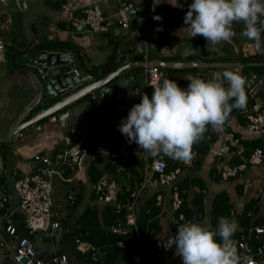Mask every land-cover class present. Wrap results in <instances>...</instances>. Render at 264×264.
Instances as JSON below:
<instances>
[{
    "label": "crops",
    "instance_id": "0c3cea01",
    "mask_svg": "<svg viewBox=\"0 0 264 264\" xmlns=\"http://www.w3.org/2000/svg\"><path fill=\"white\" fill-rule=\"evenodd\" d=\"M123 1L129 5L128 12L130 9H134V14L131 16L134 17V19L130 17L129 24L134 25L135 23L140 22L143 23L141 31L146 29L151 31L153 41L157 46L156 55L143 53L139 58H133V56H131L135 53V49L132 46L127 45V42L137 36L134 35L133 37H130L132 29L128 26L122 27L120 24L117 18V10L119 7L117 0H24L25 9H28L29 6L35 2V9L39 12L36 18L39 28L44 29V23L47 22V29L49 31L46 38L35 40L33 43L49 41L58 44V46L53 50L56 52L60 51L62 53L71 54L73 62L75 63V68L80 71L82 76L86 75L87 80L80 85L75 86L63 95H59L52 99L42 98L37 106L30 111V116H26L23 121L28 120L37 111L49 107L66 95L78 91L84 86L97 80L105 78L106 81V78L110 74L115 71L118 72L110 77L100 88L87 91L77 99L71 101L69 104H66L61 108L54 109L47 117L41 118L29 127L23 129L22 137H18L16 140H11L7 143L1 144L0 187H5L8 191L11 198L10 205L13 208L16 207L17 202L12 190V182L16 177L22 175L23 173L32 171L37 166L33 161V154L36 152H45L51 156H57L66 148V146L70 144L73 136L76 138L84 137V132H86L87 135H85L87 153L83 158V169L77 178L73 179L71 182H66L71 184L70 191L66 192V197L69 193L73 192L75 193L76 200V193L83 185L82 187L84 188V192L83 195H81V200L86 197L88 200L87 205L95 204L94 200H92L90 196L92 188L86 190L89 186L88 173L92 172V167L99 170L101 176L104 175L114 179L118 185L120 193L124 194L131 188H134L131 195L137 191L142 181L140 184H137L134 181V176L129 169L124 170V168L119 165L120 169H117L116 173H109L105 171V165L109 158L107 151L110 142L117 135L115 133L107 134L104 130L112 124L114 120L118 119L121 121L122 118H126L131 107L140 101L142 94L146 93L149 95V98H151L154 89L151 86L145 88L144 82L141 83L138 79L134 78L135 75L142 70L145 71L146 74V68L150 67L149 63H145L146 66L142 67V64L139 61L149 62L159 59L164 62L196 61L205 63H225L243 62L244 59L249 56L264 58V32L261 33V46L257 48L254 41H250L242 34L244 30L242 22L233 24V31L235 32V35L227 42H221L213 45L211 42H207L202 36L198 35L196 37H191L190 29L184 24V16L188 11L189 4L192 3L193 0ZM10 2H13L16 7L18 6L16 0L0 1V40L4 43L3 51H0L1 138L8 135L18 115L26 108V106L29 105L38 93L37 86L28 74L12 68L11 63L14 56L11 59V63L8 59V54L11 48L19 44L16 42V29L12 25L11 16L6 9ZM90 5H97L102 14L109 20L110 27L108 31L101 33H74L70 29L66 28V22L73 14L80 13L82 9ZM156 12L162 13L157 14ZM156 15L162 17V21L154 20L153 17ZM262 19H264V17H262ZM37 28L38 27L36 25L35 30H37ZM120 28H124V33H120ZM158 28H162V30L157 31ZM3 32L4 34H7L8 37L2 36L1 34H3ZM128 36L129 39L125 40L126 42L122 46L121 54L118 53V47L121 45L122 40ZM186 49H191L193 54L185 55L184 53ZM263 66L264 64L258 65V67ZM26 67L32 69L35 73L40 74V70L36 66L26 65ZM245 67L246 66L243 68ZM186 68H198L197 70L211 69L202 72L204 73V77L207 79L211 78V74L213 72L237 70L235 67L228 66L216 68L161 67L162 76L160 81L162 82L163 78H169L175 80L178 85L181 86L184 84L183 82L189 79L190 76H195L197 72H200L190 70L186 71ZM242 69L239 72L247 81V76L242 72ZM69 74L72 75L71 73ZM137 83L139 86L136 87L135 85ZM225 87H227V84H225ZM101 89H106L107 91L98 97L97 92ZM118 95H120V97H118ZM246 97V106L243 109H233L222 128L213 129L211 126H208L210 127L208 132L212 131V135L209 136V133L205 132L204 138L193 145L192 148H194L197 152L193 164L190 167L183 166L180 173L177 175L175 182H181V185L184 187V189H182L184 199L188 201L190 208L189 212L192 214L195 210L192 211L193 206L190 204V200L195 193H203V215L207 217H210L211 203L214 197L221 192H226L229 195L227 189H219V186L217 185L215 186L216 190L213 192L215 193L213 197L208 196L206 198L208 190L205 182L207 179L212 180L215 183L222 181L234 182L233 188L237 194L240 193L239 191H243L240 178H242L244 174H242L240 178H235L233 180H217L214 176L216 170L213 172L212 169L217 168L216 152L219 150L223 142L230 144V160L235 162L236 160L241 161L245 158V155L242 154V152L245 150L243 147L248 141L256 138L264 140V137H260V135L264 136V134L249 132L246 129L244 117L246 110L253 104H256L260 108L264 109V86L260 91L258 90L254 96H250L246 92ZM33 111L35 112L32 113ZM36 126H39V128L36 129ZM129 147L131 153L129 160L130 165L133 167L136 165L135 157H139V154L140 156H143V154L137 150V144L135 146V142L129 143ZM55 150L58 151L55 153ZM3 152L4 154H7L6 159H3L1 155ZM159 155L164 157L165 162L167 161L170 163L172 169L180 164L179 160L172 159L163 153ZM263 163L264 158L262 164ZM170 187L172 186L165 185L159 188V190H161L159 195L162 197V204L160 205L161 215L164 214L162 211L164 199L171 194V191H169ZM150 191L153 192L154 190L151 189ZM151 193H147L146 197H148ZM169 200L171 203V196L169 197ZM80 204L78 206L79 208ZM207 204L209 205V209L206 208ZM84 208H81V211L76 218L82 213ZM207 210L209 211V214L207 213ZM52 213L54 218L58 220V214L53 210V208ZM71 213L72 211H69L66 214H69L71 218L74 215ZM76 218L72 219L73 226L76 225ZM199 221L200 220H197V223H199ZM209 221L210 219L207 220L206 217L205 219L203 218L204 223L202 225L209 226ZM38 223L41 224V226L46 225V221ZM59 223L61 225L60 221ZM69 224L70 223L68 222V227L72 226ZM66 228L67 227L61 225L59 236L54 239L47 240L49 242L46 241L44 232L39 233L40 237L38 239L36 238L35 240V238H32L38 254L41 253L42 256H49L53 253H58L57 249L59 247L57 246L63 245L62 241L64 239V233L67 230ZM169 235L170 237L175 235L171 222ZM1 238L10 244L7 235L4 233L2 225H0V240ZM77 240L78 239L75 240V243H77ZM79 241L82 240L79 239ZM151 242L153 241L151 240ZM55 243L57 245H55ZM162 245L166 248L171 244L169 242H163ZM0 247L6 248L8 252L7 256L2 259V264H13L10 260L11 252L7 249V246L0 245ZM170 252H168V254ZM61 253L67 254L65 252ZM67 256L71 264H76L71 255L67 254Z\"/></svg>",
    "mask_w": 264,
    "mask_h": 264
},
{
    "label": "built area",
    "instance_id": "2783aa9c",
    "mask_svg": "<svg viewBox=\"0 0 264 264\" xmlns=\"http://www.w3.org/2000/svg\"><path fill=\"white\" fill-rule=\"evenodd\" d=\"M117 1L119 3L117 18L122 27H127L130 23L129 5L123 0ZM109 27V20L102 14L97 5L85 7L80 13L73 14L66 22V28L74 33H101L108 31ZM3 48L4 43L0 40V51H3ZM69 72L77 78L83 77L75 67H72ZM161 76L162 72L159 67L150 66L146 68L145 88L155 84L158 80L160 81ZM197 76L208 80L204 76ZM246 82L249 85L247 93L250 96H254L258 86L256 83L257 77L252 75ZM188 84L189 79L180 87L187 88ZM244 117L246 129L249 132L264 134V109L253 104L246 110ZM120 122L118 119L114 120L112 124L106 127L109 134L115 133L117 135L110 142L107 155L119 165H123L128 162L131 153L128 140L118 131ZM83 135L84 137L77 138L72 146L65 148L57 156H51L45 152L33 154L32 158L37 166L32 171L16 177L12 182V190L17 202L15 208L10 205L11 198L8 191L5 187H0V225H2L4 233L10 242L9 244L1 238L0 245L7 246V249L11 252L10 260L13 264H71L67 254L64 253H53L46 257H40L32 237L38 239L41 232H44V236L48 239H54L59 236L61 225L52 213L54 198L51 180L54 177H58L61 181L71 182L82 172L83 158L87 153V147L85 146L86 132ZM22 136L23 133L21 131L19 137ZM137 149L142 152L144 160L143 180L137 191L131 195L130 199L123 202L118 198L120 191L115 180L102 175L93 186L94 202L98 205L116 203L120 209L125 210V226L118 224L111 228L112 233L126 236H124L125 240H118L116 246L133 252V264H153V257L145 255L142 249V243L137 231L138 197L146 185L154 188L171 185L173 189L171 193L172 212L179 210L182 205V199L174 182L183 166L190 167L193 164L197 152L192 148L189 161H180L179 166L167 172L163 156L157 155L153 157L148 152L140 149L138 145ZM230 153L231 147L227 142H223L216 152V170L221 180L238 178L250 167L261 165L264 158V151L261 148H255L248 157L243 158L239 163H232L230 161ZM67 201L70 204L74 203L75 193H69ZM156 201L157 205L162 204V197L159 194L156 196ZM17 214L18 217H16ZM252 215V210L247 213L248 217ZM192 217L195 218L197 215L194 213ZM43 221H46L45 226H41L38 223ZM186 222L189 221L186 220L185 214L179 212L178 217L174 218L172 223L177 229L179 225ZM18 224L22 227H19ZM210 228L215 231L214 228ZM231 239L240 257L239 264H264V224H255L252 221L243 225L238 234L232 236ZM170 246L166 248L168 249ZM93 249L94 247L88 242L77 240L76 250L81 255ZM180 264H182V261Z\"/></svg>",
    "mask_w": 264,
    "mask_h": 264
},
{
    "label": "clouds",
    "instance_id": "9594fccd",
    "mask_svg": "<svg viewBox=\"0 0 264 264\" xmlns=\"http://www.w3.org/2000/svg\"><path fill=\"white\" fill-rule=\"evenodd\" d=\"M262 17L264 0H193L184 24L191 37L199 35L216 45L229 41L235 35L233 24L242 22V34L259 48L264 32ZM153 19L162 21L159 15ZM184 54L193 52L186 49ZM245 85L246 79L238 70L213 72L208 80L190 76L187 88L163 78L162 82L150 85L154 89L151 98L146 93L141 95L140 102L121 119L118 131L129 143L135 142L153 157L163 153L187 162L193 145L204 138L208 126L222 128L233 109L246 106ZM237 229L238 222L226 217L219 218L215 231L189 221L177 227L169 243L175 246L182 264H239L240 257L231 239Z\"/></svg>",
    "mask_w": 264,
    "mask_h": 264
},
{
    "label": "trees",
    "instance_id": "16d2710c",
    "mask_svg": "<svg viewBox=\"0 0 264 264\" xmlns=\"http://www.w3.org/2000/svg\"><path fill=\"white\" fill-rule=\"evenodd\" d=\"M155 13V12H153ZM152 13V14H153ZM157 14H160L162 12H156ZM31 43V42H29ZM112 59V58H111ZM243 62H264V58H257L253 56H249L244 59ZM161 70V68H159ZM193 69V70H192ZM198 69V68H197ZM196 68H186V71H200L197 72V75L204 76L202 72H205L207 70L211 69H204V70H197ZM242 72L246 74L247 79L250 78L252 75H255L257 77V88L256 91H260L263 86H264V66L263 67H258V66H246L245 68L242 69ZM187 80L183 83H186ZM247 83V82H246ZM136 87L139 86L137 83L135 85ZM249 85H246V92H248ZM140 101H138L139 103ZM253 103V102H252ZM210 127H208V130ZM208 130L206 132H208ZM107 132V129L105 130ZM109 132H107L108 134ZM209 136L212 135V131H209ZM77 138L72 137L71 142L66 148H69L76 142ZM263 140L261 138H256L253 140L248 141L245 144V150L242 152V154L245 155V157H248L249 154L255 149V148H261L264 151V144L262 142ZM2 143H0V146ZM136 146V143H135ZM138 150V149H137ZM58 150H55L54 152L56 153ZM139 151V150H138ZM53 152V153H54ZM141 152V151H140ZM3 159H6L7 154L1 153ZM136 158V165L131 166L130 165V160L123 165H120L121 167L124 168V170H130L132 175L134 176V181L138 184L143 180V175H144V170H143V165H144V160L143 157H135ZM231 161V160H230ZM232 162V161H231ZM240 161H235L232 163H239ZM216 168V167H215ZM92 172L88 173L89 177V184L92 186V191L90 193V196L92 200H94V188L93 186L97 182L98 178L101 176V173L99 170H97L95 167H92ZM120 169L119 164L113 161L112 159L108 158V162L105 165V171L109 173H116V170ZM174 169V168H173ZM170 166V163L166 161V171L169 172L173 170ZM217 169V168H216ZM216 169H212L213 172ZM68 175V174H66ZM217 180L220 179V176L216 173L214 174ZM179 190V195L182 199V205L179 210L172 212L173 217L177 218L179 212H183L185 214L186 220L187 221H193L197 222V220H200L204 215V210H203V193L198 192L195 193L190 200V204L193 206V210H195V214L197 217L193 218L192 213L189 212V204L186 199H184V194L182 192V189L184 187L181 185V182L177 181V183H174ZM83 186V185H82ZM80 187L78 192L76 193V200L74 203L69 204L71 209L77 208L80 204L81 200V195H83L84 188ZM140 186V185H139ZM160 187H151L150 185H146L144 187V190L142 191L141 195L138 197V204H137V231L142 243V249L147 256H152L153 261L154 257L157 253L160 251L164 250V246H158L154 245L153 242H151L150 238L152 235H155L156 233L159 232L160 230V222H159V215L161 212V206L157 205L156 201V196L160 194L159 190ZM238 188V187H237ZM154 190L149 191L151 193L148 197H146V194L148 193V190ZM134 190V188H131L128 192L122 194L118 193V198L119 200L125 202L128 199H130L131 193ZM172 187H170L171 193H172ZM145 191V192H144ZM240 192V191H239ZM129 195V196H128ZM128 196V197H127ZM141 198V202L139 203V199ZM127 197V198H126ZM141 206L139 207V205ZM232 203L229 202V196L226 192H221L218 193L212 203H211V210H210V221H209V226L214 228L216 230L218 228V222L220 217H226L229 220L235 219L238 222V229L235 232L233 236L238 234V231L243 227V225H246L252 221H254L255 224H264V215H258L257 214V206H253L252 201L250 200L245 204L243 207L242 211L240 213L237 212H231V205ZM101 207L98 206V204H92V205H87L82 213L75 219L76 225H72L68 227V219H69V214L65 218L64 216H58V220L61 222V225L64 227H67L65 233H64V239L62 241L63 245L59 246L57 249L58 253L65 252L69 255H71L72 259L76 264H133L132 262V255L133 252L129 249L125 248H119L116 246V242L118 240H125L124 236L125 235H118L114 234L111 231V228L115 225H121L125 226V210L120 209L118 204H104L100 205ZM253 211V215L251 217L247 216V213L249 211ZM193 213V214H194ZM66 216V215H65ZM18 217V214L16 215ZM252 219V220H251ZM173 225V231L176 233V228ZM19 227H22L20 224H18ZM21 229V228H20ZM126 237V236H125ZM35 238L36 237H32ZM80 239L82 241H86L89 244L94 247L93 250L88 251L86 254H80L76 250V243L75 240ZM217 241H220V237L217 235L216 237ZM49 240L46 238V241ZM174 249V246H170L169 249H166V253L170 252L171 250ZM40 257H46L42 256L41 253L38 254Z\"/></svg>",
    "mask_w": 264,
    "mask_h": 264
},
{
    "label": "water",
    "instance_id": "95a60500",
    "mask_svg": "<svg viewBox=\"0 0 264 264\" xmlns=\"http://www.w3.org/2000/svg\"><path fill=\"white\" fill-rule=\"evenodd\" d=\"M3 2L4 0H0ZM17 5L20 9L25 8L24 0H16ZM129 16H133L134 9H130L128 12ZM134 19V17H131ZM138 18V17H136ZM128 27L132 29V33L130 37L134 35L136 38H132L127 42V45L132 46L135 49V53L131 56L133 58H139L143 53H150L152 55L157 54V46L153 41L152 33L150 30L141 31L143 27V23L137 22L134 25L128 24ZM120 33H124V28L119 29ZM129 39V36L122 40L121 45L118 47V53L121 54L122 46L125 44V40ZM58 44L54 42H37V43H29L26 42L24 44H18L11 48L8 59L11 63L12 57L14 58L12 61V68L22 71L28 74L35 85L38 88V93L36 97L29 103L28 106L18 115L16 121L11 127L8 135L4 138L0 137V143H7L11 140H16L19 137V133L38 121L41 118L47 117L54 109L61 108L66 104H69L71 101L77 99L79 96L83 95L87 91L94 90L96 88H100L110 77L115 75L118 71L110 74L105 81L104 79L97 80L92 82L82 89L75 91L71 94L66 95L61 98L59 101L53 103L47 108L41 109L33 114L28 120L23 121L26 116H30V111L37 106V104L41 101L42 98L52 99L59 95H63L73 89L75 86L80 85L81 83L87 80V76L77 78L74 75H70L69 71L72 67H75V63L73 62V58L71 54L62 53L60 51L56 52L53 49L57 47ZM142 64V67H145V63H149L150 66L161 67H235L238 71H240L244 66H258L264 63H246V62H164L161 60H152L149 62L139 61ZM27 66L33 65L36 66L40 70V74L35 73ZM149 66V65H148ZM136 79H138L141 83L145 81L146 74L145 71H140L135 75ZM126 82V81H125ZM124 83V82H123ZM106 89H101L97 92L98 97L106 92ZM60 106V107H59ZM39 126H36V129Z\"/></svg>",
    "mask_w": 264,
    "mask_h": 264
},
{
    "label": "rangeland",
    "instance_id": "374dc122",
    "mask_svg": "<svg viewBox=\"0 0 264 264\" xmlns=\"http://www.w3.org/2000/svg\"><path fill=\"white\" fill-rule=\"evenodd\" d=\"M11 16L12 25L16 29L15 35H16V42L20 44H24L26 42H35V40H41L43 38H46L49 31L47 29V22H45L44 29L39 28L38 21L36 20L37 15L39 14L38 10L35 9V2L29 6L28 9H20L18 6L16 7L13 2H10V4L6 8ZM37 25V30H35V26ZM19 32H18V31ZM4 37H8L7 34H1ZM33 111L32 113H34ZM260 137H264L263 135H260ZM264 144V140L262 141ZM85 165V163H84ZM243 177L241 175L238 177L241 179V184L243 186V191H240V193L237 194L235 189L233 188L234 182H219L215 183L212 180L207 179L205 182L207 186V195L213 197L215 193H213L216 188L215 186H219V189H227L229 192V202L232 203V209L231 211H235L237 213H240L247 203L250 200L253 203V206H257V214L258 215H264V188H263V181H264V163L259 166H252L248 170H246L243 173ZM233 180V179H232ZM235 181V180H234ZM239 181V179H238ZM237 181V182H238ZM52 187H53V198H54V206L53 210L57 212L58 216H64L67 212L72 211V217L69 216V223L72 225V222L74 218L80 213L81 208H84L88 204V200L83 198L81 200L80 208H74L71 209L69 206V203L67 201L66 192L70 191V183L62 182L57 177L52 178ZM167 188V186H166ZM91 189V185L86 188V190ZM150 190L147 192L149 193ZM145 192V191H144ZM86 195V194H85ZM171 196V194H170ZM166 197L164 199L163 205H162V211L164 214L159 215V222H160V230L155 235H152L150 240L154 242V244L158 246H163L162 243L169 242V229H170V222H173V213H172V207L169 200V197ZM141 198L139 199V203L141 202ZM210 201V200H209ZM91 203V202H90ZM100 206V205H99ZM141 204L139 205V207ZM206 208L209 209V205H206ZM207 213L209 214V211L207 210ZM206 213V214H207ZM68 215L64 216L65 218ZM209 220L210 217L203 216L202 219H200L199 223L203 224V218ZM206 221V220H204ZM209 223V222H208ZM69 224V225H70ZM210 224V223H209ZM61 237V236H60ZM49 242V241H47ZM41 244V243H40ZM50 244V243H48ZM55 245H57L55 243ZM50 246V245H49ZM59 247V245L57 246ZM165 248V247H164ZM166 249L160 251L157 253L154 257L153 264H180L181 259L179 256L176 255L175 248L171 250L169 254L166 253ZM169 249V248H168ZM7 250L4 247H0V264H2V259L7 256ZM6 264V263H4Z\"/></svg>",
    "mask_w": 264,
    "mask_h": 264
},
{
    "label": "flooded vegetation",
    "instance_id": "af4514ba",
    "mask_svg": "<svg viewBox=\"0 0 264 264\" xmlns=\"http://www.w3.org/2000/svg\"><path fill=\"white\" fill-rule=\"evenodd\" d=\"M20 44V43H19Z\"/></svg>",
    "mask_w": 264,
    "mask_h": 264
}]
</instances>
